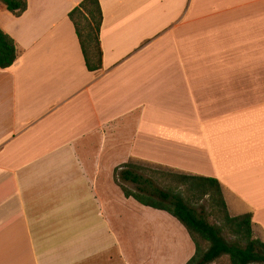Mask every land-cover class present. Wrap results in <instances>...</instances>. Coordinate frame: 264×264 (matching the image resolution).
Listing matches in <instances>:
<instances>
[{
	"label": "crops",
	"instance_id": "1",
	"mask_svg": "<svg viewBox=\"0 0 264 264\" xmlns=\"http://www.w3.org/2000/svg\"><path fill=\"white\" fill-rule=\"evenodd\" d=\"M82 1L28 0L20 17L0 6L21 53L0 68V264H187L186 228L115 188L132 160L218 179L230 214L253 213L264 241V107L249 110L263 98L231 64V24L242 34L264 0H100L98 72L69 18ZM202 7L230 27L187 45L184 22ZM200 52L206 63H181ZM115 189L138 206L112 209Z\"/></svg>",
	"mask_w": 264,
	"mask_h": 264
},
{
	"label": "trees",
	"instance_id": "2",
	"mask_svg": "<svg viewBox=\"0 0 264 264\" xmlns=\"http://www.w3.org/2000/svg\"><path fill=\"white\" fill-rule=\"evenodd\" d=\"M0 2L16 17L28 9V0ZM69 18L74 24L87 69L100 71L103 67L100 0H83L69 13ZM20 54L16 40L0 27V68L15 65ZM114 180L127 199L164 211L186 228L196 247L194 257L187 264H264V241L255 238L253 213L232 216L218 179L158 164L146 168L132 160L115 169ZM122 182L134 185L135 191Z\"/></svg>",
	"mask_w": 264,
	"mask_h": 264
},
{
	"label": "rangeland",
	"instance_id": "3",
	"mask_svg": "<svg viewBox=\"0 0 264 264\" xmlns=\"http://www.w3.org/2000/svg\"><path fill=\"white\" fill-rule=\"evenodd\" d=\"M0 6H3L0 3ZM264 12V9L263 11ZM249 17H247V25L245 30L241 33L240 26L237 24H231L232 27V36H236L238 40H233L231 46V64H242L248 66L247 73L245 75V81L248 85V95L249 97L253 98L256 96H260L263 98L262 104L249 102V110H256L259 108L264 107V14H261V10L259 8H248ZM216 16L220 22L216 21V25L212 24L209 25V18ZM229 17V15L227 16ZM227 19V18H226ZM212 20V19H211ZM217 20V19H216ZM224 10L219 9L216 13L210 12L207 7H202L198 14L194 18H189L184 22V36L183 40L187 45H192L193 43H200L201 45H206L207 40L204 36L208 35V32L219 31L221 34L225 31H228L230 27L229 24H223L224 21ZM243 37V41H239V37ZM244 57H240L243 54ZM208 58L204 52H200V56L192 57L191 54L184 57L181 63L183 64H199V63H206ZM259 92V94L257 93ZM255 99V98H254ZM252 101V100H250ZM134 162H138L140 165L146 168L154 167L153 163L142 162L139 160H133ZM128 189L135 191V187L129 183H123ZM115 188L118 189L121 193V187L115 181ZM115 189V200L111 205L112 209H115V205L117 208H125L128 210L133 209L134 204H137L135 201H121L125 200L122 194H119L118 190ZM124 194V193H123ZM121 195V196H120ZM123 202V203H121ZM205 204V203H203ZM138 206V204H137ZM127 210V211H128ZM123 218V221H125ZM211 223H214L212 218H209ZM231 241L232 239L229 238Z\"/></svg>",
	"mask_w": 264,
	"mask_h": 264
}]
</instances>
